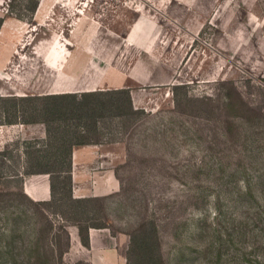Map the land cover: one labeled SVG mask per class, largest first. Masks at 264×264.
<instances>
[{
  "label": "rangeland",
  "instance_id": "1",
  "mask_svg": "<svg viewBox=\"0 0 264 264\" xmlns=\"http://www.w3.org/2000/svg\"><path fill=\"white\" fill-rule=\"evenodd\" d=\"M62 50L71 86L96 58L131 108L46 94ZM111 141L117 193L70 204L63 163L49 206L20 191ZM75 224L125 235L126 264H264V0H0V264H87L65 254Z\"/></svg>",
  "mask_w": 264,
  "mask_h": 264
},
{
  "label": "crops",
  "instance_id": "2",
  "mask_svg": "<svg viewBox=\"0 0 264 264\" xmlns=\"http://www.w3.org/2000/svg\"><path fill=\"white\" fill-rule=\"evenodd\" d=\"M94 39L102 40L96 37ZM94 60L92 63L88 62L82 69L83 74L76 75L80 76L82 81L71 86L70 80L74 79L75 75L70 74V60L67 59L65 50L59 51L55 60L47 58L44 66L48 73L61 81L58 85L51 84L45 93L60 95L106 91L101 88L105 74L102 68L96 65L98 59ZM3 66L4 64L1 65L2 68ZM27 71L32 73L33 65ZM15 72L13 74H17ZM117 89L124 88L115 87L108 90ZM69 158L68 175L72 199L93 200L111 196L119 191L120 184L115 176V168L125 158V150L121 143L111 141L74 144ZM20 191L34 203L50 202L52 199L50 176L47 174L26 176L20 182ZM66 231L69 237L66 256L81 258L87 264H126L124 254L128 250L129 242L125 235L114 234L108 228H89L86 232L88 245L84 246L76 225H69ZM121 250L123 253H120Z\"/></svg>",
  "mask_w": 264,
  "mask_h": 264
},
{
  "label": "trees",
  "instance_id": "3",
  "mask_svg": "<svg viewBox=\"0 0 264 264\" xmlns=\"http://www.w3.org/2000/svg\"><path fill=\"white\" fill-rule=\"evenodd\" d=\"M94 95H97V96L102 97L104 99L108 97V100H109L108 102H110V103H113L110 97L123 96V97H125L126 106L131 108V101H130V98H129V92H128V90L126 88L117 89V90L98 91V92L85 93V94H82V93H80V94H60L57 98H72V100L74 101L73 103L76 104L77 106H80L78 109L82 111V98H87L89 96H94ZM115 104H120V103H118V101H116ZM75 144H79V143H75ZM70 150L68 152V156L66 158L61 159V161L58 160L57 157H54L53 159H51V162L53 161L54 164L51 165V166H46V169L24 173L25 176H30V175H35V174H47V175L50 176L52 199H51L50 202H42V203H37V204L43 205V206H49L51 204V202H53L54 197H55V189L57 188V186H56L57 185V182H56L57 177H54V175L59 173V172H57L56 169H54V168H56L54 166H57L58 163L59 164L63 163L66 166L65 167L66 169L63 171V173H65L67 175L66 179H65L66 180L65 181L66 182V186H67V201L70 202V204L77 205V206H80V205H82L84 203H88V202L92 201V199L76 200V199H72L71 198V195H70L71 183H70V177L68 175L69 168H70V158H69ZM29 163H30V165H32L31 162H29ZM32 163H34V164L36 163V164L39 165L41 162L38 161V158H37ZM20 175L21 174H14L15 177H19ZM23 196H25V195L23 194ZM29 201H31V200L29 199ZM75 225L79 229L81 242H82V244L84 246L88 245V243H87V235H86L87 229H89V228H98V229L99 228H107V226H105V225H95V224H87L85 227L82 226V228L79 225H77V224H75ZM130 242H131L132 247H133L134 246L133 237H130ZM68 244H69V242L67 243V249H68ZM136 249L137 250H142L143 252H145L147 250V248L145 246H138V247L136 246ZM65 252H66V250L62 251L61 254L63 255Z\"/></svg>",
  "mask_w": 264,
  "mask_h": 264
}]
</instances>
